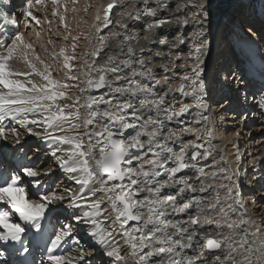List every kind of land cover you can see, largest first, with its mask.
<instances>
[{
	"label": "snow or ice",
	"instance_id": "obj_1",
	"mask_svg": "<svg viewBox=\"0 0 264 264\" xmlns=\"http://www.w3.org/2000/svg\"><path fill=\"white\" fill-rule=\"evenodd\" d=\"M35 3L43 5V0ZM51 3L52 15H59L67 28L65 16L58 12L59 0ZM120 3L108 0L103 14L97 15L103 28L113 24L110 13ZM32 7L28 3L23 15L39 24ZM124 7L128 10L115 21L123 34L99 36L94 44L89 40L78 71L71 63L77 59L78 37H72V55L63 47L53 53V59L57 55L63 59L64 81L54 78L51 66L23 34L17 32L10 42H0V141L11 137L20 144L21 133L14 126L18 125L48 144L56 165L42 169L35 164L20 168L9 164L0 171V242L16 246L20 256L39 248L38 264H93L96 246L103 249L109 264H264V219L257 225L248 217L240 186L227 169L213 164L217 170L206 172L197 166L215 146L204 140L200 129L171 127L180 124L182 117H199L201 110L207 111L201 67L203 29L193 32L183 63H176L180 55L160 63L165 73L161 76L154 63V56L161 53L147 46L168 43L158 32L172 23L158 19L165 8L163 0H127ZM177 10L185 12L183 18L177 17L179 28L189 25L188 10L192 22L202 23V0H187ZM141 16L148 18L142 29L145 35L130 36L126 21ZM101 24L92 26L97 33ZM185 43L183 36H176L170 47ZM146 51L147 56L141 55ZM257 103L264 110V97ZM185 136L194 139L186 141ZM56 171L77 187L45 189L41 177ZM197 192L201 195H194ZM81 225L87 226L94 247H81L75 239ZM70 241L71 253L65 247Z\"/></svg>",
	"mask_w": 264,
	"mask_h": 264
},
{
	"label": "bare ground",
	"instance_id": "obj_2",
	"mask_svg": "<svg viewBox=\"0 0 264 264\" xmlns=\"http://www.w3.org/2000/svg\"><path fill=\"white\" fill-rule=\"evenodd\" d=\"M15 2H18L20 4V0H0V42H10V38L16 34L17 32L23 34V32H26L27 30L24 31L25 27L28 24V20L35 22V20H32L31 18H25L23 15V10L27 6L29 2H26V4L21 8L20 11H22L23 19H24V28L23 32L18 29L16 26V23H7L6 21H11L14 20L16 21V18L14 14H12V11L10 12L11 8H14ZM187 0H163V3L165 4V8L159 13L158 19L160 20H170L172 21L171 25H165L162 30H158V32H162V37L168 41L166 44H160L159 42L153 45H148V48H151L152 52H160L161 56L160 57H155L154 56V63H155V71L163 76L165 73H163V70L159 67L160 63H166L169 59L174 58L175 55H180L182 58L181 60L176 61L177 64L183 63L184 59L188 57L189 54V48L187 47L188 43L192 42L193 39V32L196 31L199 28L203 29L204 35L202 39L204 40V47L202 49V54H201V59L203 60V64L201 67L203 68V76L202 79L204 81L205 89L207 92V96L204 98L205 104L207 106V111L201 110V115L199 117L194 116V115H188L187 117H182L181 118V123L178 125H171L174 129H180V128H187L191 127L193 129H200L201 132L200 134L204 137L205 141H210L212 145H214V149H210L211 151V156L207 160L200 159L198 160L197 166L198 167H203L206 172H211L214 170H217L216 168H213V164H218L219 167H223L228 170V174L232 175L233 181L235 184L238 183V180H240V174L239 177L238 175V170H240V166L244 165L243 157L245 156L246 153L243 154V156L240 158V161H242L241 164H239L235 159L236 156H239L241 154L242 150L246 145H250L251 140L244 138V141L241 143H238V146L234 147V144L236 143L235 140H233V133L231 132L227 138H222L226 137V134H223L222 132H219L217 130V133L215 132L214 129H216V121L214 120V117L210 114V94L208 93L211 80L214 79L212 78V72L210 68V58L212 51L215 48L216 50V55L217 57L220 58L217 65L222 66L230 62L232 58L234 59H241L243 60L242 63L244 65L242 68H246L245 71H247V76L246 79L244 78V81L238 80V76H235L232 81H236L235 83V92H238L237 95H242L246 96L245 93H248L249 89L248 87H254V90L256 89V86H263L264 85V55L260 56L256 49L255 42L253 41L254 38L248 39L249 37L246 36L243 38H239V30L236 25V21L234 20L233 13H234V7L235 5H241L242 10L245 13V23L249 24L248 18L252 15V13L256 10L259 11V13L264 17V0H202L203 3V10L202 14L200 16L201 22L200 24H196L192 22V12L191 10L187 11V16L190 19L189 25H187L184 28H179L177 24V17L183 18L185 15V12L178 11V7L185 4ZM30 3L33 4V7L31 9L33 16L36 15L39 12V5L35 3V1H30ZM108 3V0H84V8L83 12L81 15V20L79 22V19L76 20H71L70 22L65 23L67 25V28L63 29V35L68 36V41L69 43L66 44H61L58 47V53L61 47L66 49V54L67 55H72V49L71 45L73 44V39L72 37H78L77 41V48L75 51V54L77 56V59L72 61L71 63L75 66L74 70L78 71L79 70V65L81 63L79 57L80 55L89 48V40L92 41V43H96V38L99 36H104L108 37L110 33H115V32H120L123 34L124 30L119 29L115 27V21L121 20V15L120 13L128 10L124 5L127 3V0H121V3L118 4L110 13V19L113 21L112 25H109L108 28H103L102 24L100 21L96 19L97 15H102L103 14V9L106 7ZM17 7V8H18ZM137 7H142V5H137ZM151 7L155 8L156 5L153 3ZM87 9V10H86ZM19 10L15 9L14 13H18ZM204 14H206V19L204 17ZM38 15V14H37ZM148 18L141 16L137 20H132V21H126L130 27L127 29V32L130 36L133 37H142L145 35L143 32V26L145 25V22ZM43 21L38 25V27L41 29V32H46L47 26L45 25V20L42 19ZM101 24V31L96 32L95 29L92 27L93 25ZM227 25L225 27V32L227 37L224 38V41H227V43L230 44V52H226V45H228L226 42L225 43H220L219 45L216 46V39H218V33L216 32L221 25ZM29 28V27H28ZM179 29V30H178ZM76 30V32H74ZM247 33H250V35L253 36V33H251L250 30L247 31ZM24 35V34H23ZM176 36H183L185 38L186 43L184 45H180L176 49H171V43L175 42V37ZM25 37V36H24ZM85 37H88L89 39H85ZM25 37V41H26ZM122 38L117 37V39ZM66 41V40H65ZM222 41V40H221ZM133 44H135V40L132 41ZM141 43H144L143 40H141ZM33 49L35 50L34 46H32ZM108 51V50H106ZM172 52L174 55L169 56L168 54ZM36 53V51H35ZM38 55V54H37ZM141 55L147 56L148 53L147 51L145 53H142ZM260 58V59H259ZM53 61L59 60L58 56L53 59ZM191 62V61H189ZM223 62V63H222ZM49 61L47 62V64ZM59 63L61 65L62 69V81L66 79V71L63 69V59L60 57ZM221 63V64H220ZM16 65L24 71H27V68L25 65H23L20 62H16ZM37 67L40 68L41 66L37 63ZM52 71L53 75L57 73V68L55 66H52L50 68ZM172 69L171 66L169 65V72L167 75L171 76L172 75ZM177 73H182L184 70L176 69L175 70ZM244 71V72H245ZM216 78V74H215ZM33 79L40 83V78L39 77H33ZM217 79V85L218 88L213 89L212 95L214 96V101L213 104L216 106L221 105L223 109L225 107H232L234 108V105H237L238 101V96L237 98H231L232 100L229 99V97L225 98L223 101V96L224 94L226 95L228 92L225 90L226 86V80L222 81L221 76ZM249 82L250 85H247L246 83ZM68 83H73L71 81H68ZM228 83V81H227ZM228 89V88H227ZM215 90V91H214ZM252 90V88H251ZM74 93L77 91L76 89L72 90ZM103 91V90H101ZM257 91V90H255ZM251 93V92H250ZM261 93V92H260ZM94 95H99L100 93H93ZM258 95V94H257ZM227 96V95H226ZM230 96V95H229ZM253 95L250 94V98ZM225 97V96H224ZM231 97V96H230ZM264 97V89H262V94L257 98L255 102L251 100L250 104L248 105V108H246V113H248L247 117H245V120L250 118L251 120H254V117L256 116V107L258 106V101ZM221 100V101H220ZM229 102H227V101ZM220 101V103H218ZM185 103H191V100H185ZM230 103V104H229ZM233 103V104H232ZM240 97H239V105H240ZM232 104V106H231ZM246 104V103H245ZM254 105V106H253ZM253 106V107H252ZM193 112L196 110L193 109ZM207 116V121H205L202 117ZM222 113H220V117L222 118ZM234 115L231 117H227V119H233ZM190 119V120H189ZM199 119V123L196 121ZM189 121V122H188ZM215 122V124H214ZM242 122H240L241 124ZM17 130L21 133V142L20 144H15L14 139L9 137L7 140L0 141V171H3L4 167L7 165L5 163V160L8 161L10 160L11 163H13V166L16 168H20L24 165H29V164H35L39 166L42 169H47L49 165H51L53 168H56V165L54 164L51 156H50V151L51 149L49 148L48 144L37 137L34 136H29L27 135L23 129H20L18 125H14ZM39 130V129H36ZM263 129H261L262 131ZM220 138H222L220 140ZM184 139L190 140L194 139V137H189L185 136ZM230 140H232V143H228ZM242 140V139H241ZM200 143H203L204 141H199ZM247 143V144H246ZM33 144L32 148L30 146ZM245 145V146H244ZM264 141L261 142L257 147L262 146V150L264 149L263 147ZM207 146V144L205 145ZM178 150V146H175ZM234 147V148H233ZM255 147V146H254ZM253 147V149H254ZM253 155V154H252ZM9 156H13L15 158H11ZM39 157V159H36V157ZM221 157L224 158V160H221ZM248 158V156H247ZM252 158V157H251ZM257 157V159H251L249 164H251V168H254L252 176H256L255 171L258 170V173L260 172V175L264 177V170H263V165H264V160L260 166L257 164V161L261 158ZM224 161H227V163H224ZM247 164V163H246ZM245 164V166H246ZM238 165H240L238 167ZM251 174V173H250ZM62 176V180L59 181L57 185H63L67 186V184H70L73 188L75 189L77 186L68 179V177L63 174L60 171H56L54 175L48 176V177H41L42 183L44 184V188L47 189L48 187H56L57 185L55 184V179L58 176ZM189 175H193L191 171H189ZM248 177V176H246ZM256 177L250 176L247 182H250L251 179L256 182ZM217 183H225L228 184L229 181L227 180H218ZM263 183V181H262ZM238 185V184H237ZM264 186V184H261ZM255 186V185H254ZM241 191V190H240ZM242 193V203L243 202V192ZM194 195H201L199 192L194 193ZM264 195V194H263ZM247 205H254V201H252V197L246 198ZM250 200V201H249ZM245 206L246 203H244ZM255 207V206H254ZM247 208V213L248 217H250V210ZM251 209V207H250ZM254 209V208H252ZM264 219V218H263ZM252 220V217H251ZM262 220V219H261ZM255 224L259 225L257 220H252ZM64 222L61 221V223ZM57 223V222H56ZM87 231V226L86 225H81L79 229L75 231L77 235L75 234V239L80 241V246L81 247H94L92 244V241L90 238L86 235ZM26 235H31V234H26ZM117 240L120 241L121 247H124L123 245V240L121 237H117ZM2 243V242H0ZM66 248L69 249V252L71 253V241L69 242V245H65ZM103 249L96 246L94 247V255L91 258L93 261V264H96L95 257L97 255L98 259H101V262L99 264H108L109 263V258L106 257L105 255L102 254ZM130 259V258H129Z\"/></svg>",
	"mask_w": 264,
	"mask_h": 264
},
{
	"label": "rangeland",
	"instance_id": "obj_3",
	"mask_svg": "<svg viewBox=\"0 0 264 264\" xmlns=\"http://www.w3.org/2000/svg\"><path fill=\"white\" fill-rule=\"evenodd\" d=\"M30 1H33V0H20V4L18 2H15L14 8L10 9V12L12 11V14H14L16 18V26L18 27V29H20L21 32H23V28H24V24H23L24 19H23L22 11H20V8L21 6L23 7L26 4V2L30 3ZM59 5L60 7L58 8V12L65 16V23L70 22L71 20H76V19H79V22H80L81 15H82L83 8H84V0H76L75 4H73L72 0H59ZM15 9H17V11L19 10V12L16 14L14 13ZM52 9H53V5L51 3V0H43V5H39V12L37 13L38 15L37 14L34 15V17L37 20H39L40 23L43 21L42 19L45 20V25L47 26L46 32H41V29L38 27V25L28 20V24L24 29V31L25 30L27 31L23 32V34L25 37H27L26 42L34 46L36 54H38L40 58L45 61V63L49 61L48 64L51 67L55 66L57 68V73L56 75L54 74L53 76L58 81H62V77H61L62 69L59 63L60 57L57 55L59 58V60L57 61H53L51 60V58L53 57V53L58 54V47L61 44L67 45L69 41L68 40L65 41L63 39L62 37V35L64 34L63 29L65 27L61 25L59 15L55 17L52 15ZM243 12L244 11L242 10L240 4L235 5L233 17L236 23L238 24L236 26L238 27V30H239L238 31L239 38H243V36L244 37L248 36L249 37L248 39L254 38L253 41L255 42L256 49L258 53H260L259 55L262 56L264 55V17L259 13L258 10H256L248 18L249 24H247L245 23V16L247 14L245 15V13ZM226 26H227L226 24L221 25L219 29L216 31L218 33L217 34L218 39H216V46L219 45L220 43L221 44L225 42L227 43V41H224V38L227 37L226 34H224ZM248 30H250L251 33H253V36L250 35V33H247ZM37 32L39 33L38 38L36 35ZM74 32H76V30H74ZM49 41H51V43H49ZM227 44L228 45H226L224 50L226 49V52H230L231 46L229 43ZM215 48L216 47H214L212 54H211V58H210V68H211V71L213 70L212 78L214 77V79L211 80V84L208 90V93L210 94V104H208L210 105V114L214 117V120L216 121V127H217L214 130L216 133H217V130H219V132L226 134V137H222L224 139L227 138V136L232 132L233 138H234L233 140L236 141V143L234 144V147L235 146L237 147L238 143L240 142L242 143L244 141V138H247L249 140L251 136L253 137L252 140L250 139L251 144L250 145L248 144L246 146L244 145L245 146L244 149L242 150L241 154H239V156H236L235 160L239 164H241L242 161H244V165L242 166L238 165V167L240 166L239 168L240 170H238L239 173L237 176L239 177V174H240V180H238L237 184L240 186V190L244 194L243 202L246 203V205H247L246 198L252 197V201H254V205L252 206L247 205L248 209L250 210L249 216L250 218L252 217V220L254 221L257 220L256 223L260 224L261 219L264 218V195H263L264 186L261 185V184H264V177L262 180V177L260 175V172L258 173V170L255 171L256 176H252L253 171L251 172V170H254V168H251V164H249V162L251 159H257V157L261 158V159L258 158L259 162L257 163L260 169V166L264 160V149L262 150V146L257 147L261 142L264 141V110L260 109L259 106H257L256 111H255L256 116L254 117V120H251L250 118L245 120V117H247L248 115V113H246L245 110L246 108H248V105L250 104L251 100H257V98L261 96L262 89H264V85L263 86L260 85V87L256 86L255 90L259 88L258 91H255L253 86L250 88L248 87L249 91L248 93H245L246 96L237 95L238 92H235L236 89L234 88L236 81H232V80L234 79L235 76H238L239 78L238 80L244 81V78L246 79L247 71H245L246 68L245 70L244 68H242V66L244 65V63H242L243 60L241 59L237 60V59L232 58L230 62L225 63L223 66L221 63H220L221 65H217L218 62H221L222 60L219 61L220 58L217 57ZM215 74H216V78H219L221 76L222 81L226 80L225 90L228 93L226 94L227 96L224 94L225 97L223 96L222 101L227 97H229V99L232 100L231 98L235 99V97L237 98L238 96V101L236 103L237 105H234L235 106L234 108L225 107V109H223L221 105L215 106L213 104V102H215L213 99L214 96L212 95L213 89L216 90V88H218V85H217L218 82H217V79L215 78ZM246 84L250 85L249 82H247ZM250 94L253 95L251 98H250ZM239 97L241 101L240 105L238 104ZM220 101L218 103H220ZM220 113H222L223 115L222 118L220 117ZM232 115H234L233 119H227V117L229 118ZM240 122L242 123L240 124ZM261 129L263 130L261 131ZM222 138H220V140ZM228 143L229 144L232 143V140H230ZM241 143H240V146H241ZM32 146L33 144L30 146V148H32ZM244 153L246 154L243 157V160L240 161V158L243 156ZM263 170H264V167H263ZM250 176L251 178L256 177L255 178L256 182L253 181V179H251L250 182H247ZM61 180H62L61 175L56 177L55 184L57 185L59 181ZM67 186L72 187L70 184H67ZM63 220L64 218L63 216H61L60 222ZM53 223L56 224L57 227H59V224L56 223L55 219L53 220ZM75 234L77 235V233ZM95 261H96V264H99L101 262V259H98L96 255Z\"/></svg>",
	"mask_w": 264,
	"mask_h": 264
}]
</instances>
